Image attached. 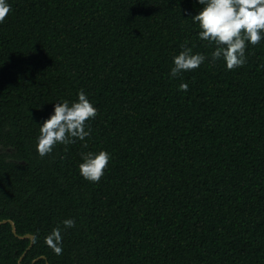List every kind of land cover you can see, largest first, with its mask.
<instances>
[{
  "label": "trees",
  "instance_id": "trees-1",
  "mask_svg": "<svg viewBox=\"0 0 264 264\" xmlns=\"http://www.w3.org/2000/svg\"><path fill=\"white\" fill-rule=\"evenodd\" d=\"M10 4L0 222L17 236L0 225V264H264V41L228 71L197 37L196 0ZM182 44L209 59L173 79ZM80 89L98 109L91 135L39 156L38 126ZM99 150L111 161L90 183L78 164ZM68 218L57 255L44 238Z\"/></svg>",
  "mask_w": 264,
  "mask_h": 264
},
{
  "label": "clouds",
  "instance_id": "clouds-1",
  "mask_svg": "<svg viewBox=\"0 0 264 264\" xmlns=\"http://www.w3.org/2000/svg\"><path fill=\"white\" fill-rule=\"evenodd\" d=\"M202 7L191 20L197 25V37L214 45L211 62H222L226 70L245 66L249 45L264 41V0H196ZM11 11L10 0H0V23ZM173 55L170 78L181 77L194 71L209 59L202 52H194L187 44ZM179 90L187 91L188 84L182 82ZM53 113L39 127L35 147L39 156L53 152L57 145H69L76 140L86 141L91 135L89 121L98 114L97 107L88 94L80 89L73 101L54 102ZM86 146V145H85ZM111 154L106 150L81 154L79 175L90 183H98L109 167ZM62 227H54L44 238V243L60 255L63 251V230L76 227L72 218L64 219Z\"/></svg>",
  "mask_w": 264,
  "mask_h": 264
},
{
  "label": "water",
  "instance_id": "water-1",
  "mask_svg": "<svg viewBox=\"0 0 264 264\" xmlns=\"http://www.w3.org/2000/svg\"><path fill=\"white\" fill-rule=\"evenodd\" d=\"M10 224V226H11V230H12V233L15 235V236H17L16 235V231H15V227H14V223L12 222V221H10V220H7V221H2V222H0V225H2V224ZM19 237V236H18ZM20 239H30V245H29V247H28V249L32 246V244H33V236H31V235H25V236H22V237H19ZM21 259H22V257H21ZM21 259L18 261V264H20L21 263ZM39 259H44L43 257H40Z\"/></svg>",
  "mask_w": 264,
  "mask_h": 264
}]
</instances>
